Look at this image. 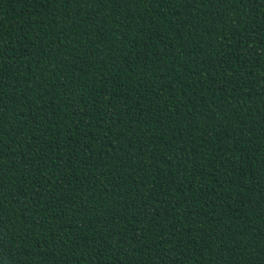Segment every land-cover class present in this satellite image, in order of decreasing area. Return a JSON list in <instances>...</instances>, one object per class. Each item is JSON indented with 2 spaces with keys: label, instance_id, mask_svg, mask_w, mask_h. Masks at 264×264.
<instances>
[{
  "label": "trees",
  "instance_id": "trees-1",
  "mask_svg": "<svg viewBox=\"0 0 264 264\" xmlns=\"http://www.w3.org/2000/svg\"><path fill=\"white\" fill-rule=\"evenodd\" d=\"M0 264H264V0H0Z\"/></svg>",
  "mask_w": 264,
  "mask_h": 264
}]
</instances>
